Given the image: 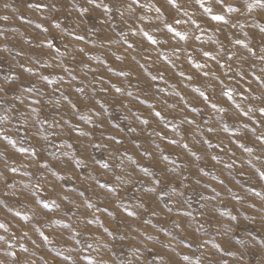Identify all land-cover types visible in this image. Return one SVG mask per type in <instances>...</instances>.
<instances>
[{
  "label": "rangeland",
  "instance_id": "1",
  "mask_svg": "<svg viewBox=\"0 0 264 264\" xmlns=\"http://www.w3.org/2000/svg\"><path fill=\"white\" fill-rule=\"evenodd\" d=\"M29 2L34 0H0V16H9L7 21L0 20V32L4 33L0 35V87L10 84L14 89L6 95L0 93V135L8 134L12 140L17 141V147L28 149L26 153H18L8 141L0 139V222L8 223L18 236L20 232L28 231V237L21 242L29 248V252L21 253L18 245L12 250L17 252L22 261L30 258L36 264H86L80 259L82 255H89L97 261L103 259L106 264H145V261L147 264H161L160 260L154 259L157 253L163 256L164 264H168L170 257L179 261L176 253L193 254V264L197 257L205 264H237L242 252L245 253L246 260L255 264L259 251H264V246L261 245V241H264V181L259 179L257 172V169L264 171V145L256 140L257 136L264 135V116L255 111L261 106V101L253 97L261 96L264 88L250 76L239 82L221 77L234 90L233 99L227 100L220 93L219 82L213 81L216 86L208 87L211 78H205L201 73L209 70L220 75L224 69H219L216 60L211 57L221 60L230 51L247 58L248 62L242 65L245 71L264 75L260 72L264 62L250 55L243 45L234 43L236 39H241L244 44L255 48L257 56L261 54L264 32L260 28L264 27V8L254 6L249 11L243 6L244 0H226L240 8V11L224 13L229 25L222 26L218 31L222 22L206 23L208 17L194 4V0H178V3L186 5L189 16L204 28L203 33H197L202 36L201 40L175 39L165 42L168 34L161 25L157 33L161 44L148 46L139 34L131 36L129 26L134 25L130 19L125 24L119 14H116L113 31L107 25L101 27L96 19L98 14H94L92 18H84L83 24L76 27L79 21L76 20L75 10L69 7L67 11L72 16L69 19L60 16L62 28L69 26L70 30L85 36L84 41H74L61 29L51 28L44 21L43 13L28 9L26 5ZM112 2L119 3V0ZM151 2L159 7L165 0ZM6 3L12 7L5 8ZM67 3L70 5L72 0H67ZM141 3H148V0H141ZM161 11L166 21L171 22L173 16L188 21L183 12L177 13L170 5L165 4ZM144 12L152 17L151 21L145 23H160L155 19L158 14L154 10L146 8ZM138 14L141 13L138 11L136 15ZM125 19H128L127 13ZM232 22H238L237 27L232 28ZM37 23L49 27V32L41 33L35 27ZM181 27L189 31L194 28L190 23H184ZM89 28L111 37H117V33L121 31L128 32L130 40L136 43V50H128L120 44L101 47V41L88 32ZM146 30L152 32L151 28ZM45 36L49 39L55 37L54 43L60 47L61 53L65 51L64 45L68 44L69 54L61 56L40 44ZM176 46L181 51L173 54L172 49ZM81 47L89 53L88 56L79 53L78 49ZM203 51H209L211 55L204 57ZM158 53H163L168 60L158 58ZM188 55L192 56V63L187 61ZM117 56L122 59H116ZM133 56L136 57L135 60L132 59ZM145 56L150 59L145 60ZM101 60L105 63L101 64ZM222 62H226V59ZM253 62L256 64L255 69L250 68ZM193 63H206L207 67L195 69ZM240 63L241 61H236L234 66ZM140 64H144L153 75L162 72L164 80L158 78L155 82L151 81L144 69L139 67ZM29 67L32 71L26 72L24 69ZM64 68H68L77 79L72 81L63 71ZM108 68L113 71L109 72ZM92 69L95 71H91ZM121 70L130 71V76H118L117 73ZM179 72H184L185 77L191 75L193 79L189 81L179 76ZM43 75L54 83L47 85L46 81L40 79ZM9 76L15 79H6ZM60 76H63V81L59 79ZM97 76L103 77L104 83L97 84V91L92 92ZM113 84L124 91L116 93L111 87ZM32 87L35 89L33 92L25 91ZM76 87H84L87 95L77 93ZM100 88L108 90L101 92ZM159 88H164L165 93L159 92ZM196 89L210 95V99L218 104V108H224L225 113L211 109ZM245 89L249 91L245 92ZM37 91L44 104L40 119L46 115L51 124L52 117H55L63 129L62 132L57 130L55 136L51 135L53 129L48 124L36 123V114L31 113V107L40 110V105H32V100L37 98ZM129 91L132 96L127 95ZM175 92L180 93L184 99L171 94ZM17 96L20 99H16ZM63 96L68 99H63ZM141 100L146 102L142 104ZM73 104L77 107L73 108ZM168 104L176 107L169 108ZM150 105L161 111L163 120L152 115ZM236 105L240 107L237 108ZM249 106L254 110L248 116L242 115ZM192 107H196L198 111L191 112ZM103 109H107L106 114H103ZM96 111H101L102 115L95 116ZM132 113L142 119H149V124H141ZM81 115H92L95 122L104 124V128L94 129L93 124L80 120ZM184 116L195 123H181ZM25 117L28 119L25 120ZM64 121L68 123L65 124ZM165 122H170L167 128ZM117 124L119 127H114ZM75 125L92 135L82 137L69 131ZM128 126L135 127L136 131L128 132ZM225 126L227 131L224 130ZM208 127H213L215 131L207 132ZM24 129H27V133ZM154 131H160L161 136L157 137ZM177 131L179 135L176 134ZM109 135H115L122 143L109 142ZM171 138L177 139L180 144L188 143L189 149H181L180 144L169 145L168 139ZM205 139L220 147H209L203 142ZM91 142L109 146L94 149ZM241 145L253 148V152H245ZM34 147L41 154L38 158L31 156ZM145 150L153 155L144 157L142 153ZM192 152L195 156L191 155ZM162 155H169L175 164L162 160ZM213 155L218 159L212 160ZM77 159H83L81 168L75 166ZM96 160H104L110 165L119 163L121 167L102 169L95 163ZM38 162L48 163V168L43 170L46 186L37 193V196L49 202L50 207L47 209L32 196V185L40 175L36 172ZM225 164L233 166L226 168ZM6 165L15 166L18 171L12 173ZM176 165L180 167L175 172L168 171ZM142 167H148L152 175L142 172ZM201 167L208 173L207 176L199 171ZM24 172L36 175H23ZM117 175L122 176V181L116 180ZM176 177L179 179L176 180ZM154 178L160 179L161 185H153L151 181ZM220 180L224 184H220ZM97 181L110 182V186L116 191L109 194L108 189H101ZM162 185H167V194L159 200L156 194L145 191L148 187H156L159 192ZM172 188H176V193L172 192ZM227 188H231L233 194L243 197V204L233 200ZM253 188L261 196H255L251 191ZM213 189L220 196L207 203L203 209L204 216H200L199 212L202 210L199 205L204 202L200 200V196H214ZM81 192L84 196L80 195ZM179 193L183 195H178ZM65 196L67 199H63ZM53 200L60 205L59 209L51 203ZM88 203L94 206L88 207ZM253 203L256 207L249 208L248 205ZM165 204L172 208L171 213L167 211ZM217 207L220 211H217ZM105 208L107 211H103ZM125 208L137 211V216L128 218ZM17 211L21 213V217L27 215L32 219L24 221L21 217H16ZM153 211L156 213L154 216ZM183 211H190L193 215L182 217ZM221 212L226 214L221 215ZM231 215H236L237 220L229 223ZM246 216L249 219H245ZM89 219L94 221L90 225L87 224ZM145 220L151 223L145 224ZM181 221L183 230L178 231L174 224ZM200 224H203L202 229ZM105 228L108 232H105ZM228 228L232 230L228 231ZM40 232L47 236L46 241L40 236ZM0 235L8 234L0 229ZM149 235L155 238L149 240ZM33 240L36 244L32 243ZM77 240L81 243L77 244ZM86 243L93 247L87 249ZM186 243H190L191 247L186 248ZM105 244L107 248L103 247ZM214 245H219L223 251ZM137 248L139 252H136ZM232 250H236L235 255H226V251ZM66 256L71 259L65 260ZM136 256L140 259L136 260ZM0 259L5 260V264H12V258H5L3 252H0Z\"/></svg>",
  "mask_w": 264,
  "mask_h": 264
},
{
  "label": "snow or ice",
  "instance_id": "2",
  "mask_svg": "<svg viewBox=\"0 0 264 264\" xmlns=\"http://www.w3.org/2000/svg\"><path fill=\"white\" fill-rule=\"evenodd\" d=\"M165 4L170 5L171 9H175L177 13L183 12V15L185 17H188V21H185L181 18H177L176 16L172 17L171 22L164 20V13L161 11V9L163 7H165ZM194 4L197 5L200 10H202L203 14L206 17H208V21L206 23L222 22V25L218 26V28H217L218 31L220 30V28L222 26L229 25V21L225 18L224 13H232V12H239L240 11V8L234 7L232 3L226 2V0H194ZM26 6L30 10H34L35 12L43 13L44 14V21L47 22L51 28L61 29L63 32L67 33L68 36L72 37V39L74 41H77V42L84 41L85 36L78 34L75 30H70L69 26H64L62 28V24L60 23V16L61 15H63L65 17V19L71 18L72 13L67 11V9L69 7H71L72 9L75 10L76 20L79 21V23L76 25V27H79L81 24H83L84 18H92L94 14H98L96 19L98 21V24L101 27L107 25L109 28H112L113 31H115V28L113 27V25L116 22L115 21V15L116 14H119L121 21H123V23H125V24H127L128 20L130 19V20H132V25H134V26H129V31L131 32V36L135 37L139 34L140 36L143 37L144 41L147 42L148 46H155V45L161 44V41L157 39V33L159 32L161 25L164 29L167 30V34H168L165 42H167V40H175V39H178L180 41L189 40V39L199 41V40H201L202 36L200 34H197V33H203L204 32V28L201 26V24L197 23L196 19H192L189 16L188 11L186 10V5L178 3V0H165V3H161L159 7L155 3H152L151 0H148V3H141V0H127L126 3L124 2V0H119V3H113L112 0H72V3L70 5L67 3V0H34V2L27 3ZM243 6L246 7L249 11H251V9L254 6L264 8V0H252L251 3L249 2V0H244ZM4 7L10 8L12 6L10 4L6 3L4 5ZM146 8L149 10H154V12L158 14V15H156L155 19L157 21H160L159 24L151 25L149 23H145L146 21L152 20V17L144 12V9H146ZM214 9H216V11H214ZM138 11L141 14L136 15V13ZM125 13L128 14V19H125ZM133 16H134V19H133ZM21 19H23V17H21ZM0 20L7 21V20H9V16H7V15L0 16ZM28 23H31V21H28ZM184 23H190L192 26H194V28L191 31L183 29L181 26ZM237 23L238 22H232L230 26L232 28H235V27H237ZM142 24L144 25V27H140V25H142ZM35 27H36V29H39L41 33L49 32V27H44L43 23H37L35 25ZM148 28L152 29L151 33L148 30H146ZM178 28L180 30H178ZM260 31L264 32V27H261ZM88 32L97 36V38L101 41V47H104V46H107L110 44H120L121 47L126 46V49H128V50H136V43L134 40H130V38L128 37V32L121 31V32L117 33V37H111V36L105 35L101 32H96L94 28H89ZM0 35H4V33L0 32ZM54 39H55V37H53L52 39H49L47 36H45L44 39L40 40L39 43L45 45L47 48L51 49L54 53H58L61 56H67L69 54V51H70L69 45L65 44L64 45L65 51L63 53H61L60 47L54 43ZM28 43H31V41H28ZM234 43L237 45H243V47L247 49V52L250 55L256 56L257 60L264 62V48H261V54L257 56L255 48L251 47L247 44H244L241 39H236L234 41ZM144 50L146 51V49H144ZM78 51H79V53L83 54L84 56L89 55V53L86 52L85 49L82 47L79 48ZM172 51H173V54H178V53H180L181 49L179 46H176L172 49ZM210 55H211V53L209 51H203L204 57H209ZM144 58H145V60L150 59V57H148V56H145ZM158 58L168 60V58L166 56H164L163 53H158ZM179 58H180L179 55H177V59H179ZM211 58L213 60H216L218 68L224 69V71L222 73H220V75H218L217 72L205 70V71H202L201 75L205 78H209V77L211 78L209 81L208 87L214 88L216 85H214L212 82L218 81L219 85L221 86L220 93L223 97H226L227 100L233 99V91L234 90L232 87H229L228 85H226L225 80L222 79L221 77H225L229 81L236 80L237 82H239L241 80H245L247 77L250 76L252 79H255L256 81L259 82L261 88H264V75H257L254 71L248 72V71L244 70L242 65H243V63L248 62L246 57L239 56V55L229 51V52L225 53V58H222L221 60H217L216 57H211ZM116 59L119 60V59H122V57L117 56ZM132 59L135 60L136 57L133 56ZM225 59H226V62H222ZM187 61L189 63H192V56L191 55L187 56ZM236 61H241V63L236 64L234 66V62H236ZM81 63H83V61H81ZM104 63H105V61L101 60V64H104ZM169 63H171V61H169ZM21 67H23V65H21ZM84 67H87V64H84ZM139 67L141 69H144L145 73L147 74V76L150 77L151 81L155 82V81H157L158 78L160 80H164V74L162 72L157 73L156 75H153L150 71H148V69L145 68L144 64H140ZM193 67L195 69H205L207 67V64L206 63H193ZM255 67H256V64L254 62L250 64L251 69H255ZM24 70L26 72H31L32 68H30V67L25 68ZM63 71L71 77L72 81H75L77 79V76L73 75L69 71L68 68H64ZM91 71L94 72L95 70L92 69ZM108 71L111 72V71H113V69L108 68ZM260 72L262 74H264V67H262L260 69ZM130 74H131L130 71H123V70H121L117 73L118 76H123V77H129ZM178 75L181 77H185L184 72H179ZM185 78L189 81H191L193 79V77L191 75H188ZM6 79L14 80L15 78L12 76H9V77H6ZM40 79L46 81L47 85H52L54 83V81L52 79H49V77L46 75L41 76ZM59 79L61 81H63V76H60ZM103 83H104L103 77L97 76L95 78V81L93 82L92 92L97 91V87H96L97 84H103ZM153 86L155 87V85H153ZM111 87L115 90L116 93H122L124 91V89H122L121 87H116L115 84H113ZM10 90H14L13 86L10 84L0 87V93H3L5 95ZM34 90H35L34 87L25 89V91L28 93H31ZM99 90L101 92H106L108 89L107 88H100ZM75 91L77 93H81L82 95H87L84 87H76ZM158 91L161 93H165L164 88H159ZM196 91L199 92V96L203 98V100L206 102V104L211 109L218 110L221 113H225V109L222 107L218 108V104L216 102H213L210 99V95H206L204 91H199V89H196ZM244 91L247 92V91H249V89H245ZM171 94L176 95V96H180V93H178V92L171 93ZM127 95L132 96V92L129 91L127 93ZM166 95H168V93H166ZM136 98L139 99V97H136ZM244 98L248 99L247 96H245ZM16 99H20V97L17 96ZM63 99L67 100L68 97L63 96ZM180 99L183 100L184 98L182 96H180ZM253 99L261 101V106L256 108L255 111H257L261 116H264V93H262L261 96H259V97L254 96ZM140 102L143 104L146 101L141 100ZM165 103L167 104V100H165ZM32 105H40L39 111L36 107H31V113L36 114L35 115L36 123L48 124L49 128L53 129V132L51 133V135H53V136L57 135V130L60 132L63 131V129L60 128L59 121H57L55 117H52V123L51 124H49V118L46 115L44 116L43 119H40V111H42L44 104L42 103L41 99H39V92L38 91H37V98L32 100ZM72 107L76 108L77 105L73 104ZM149 107L152 108L151 105ZM168 107L174 108V107H176V105L168 104ZM236 107L239 108L240 106L236 105ZM253 110L254 109L251 106H249L248 110L244 111L242 113V115L248 116L249 113L252 112ZM90 111H91V109H90ZM102 111H103V114L107 113V109H103ZM197 111H198V109L196 107L191 108V112H197ZM94 115L99 117L102 115V112L96 111V112H94ZM132 115L135 117L136 120H139L141 124H143V125L149 124V119H147V118L142 119L141 117L136 116L135 113H132ZM152 115L154 117H157V118H160L161 120H163L161 111H158L155 108H152ZM27 119H28V117H25V120H27ZM125 119H127V117H125ZM173 119H175V117H173ZM80 120L84 121L85 123L93 124L94 129H103L104 128V124L101 122H95L93 120L92 115H87V116L81 115ZM64 123L67 124L68 121H64ZM169 123L170 122H165L166 128L169 126ZM181 123H187V124L191 125V124H194L195 121L188 119L187 116H184V118L181 120ZM205 123H207V121H205ZM114 127L118 128L119 125L118 124L114 125ZM244 127H247V125H244ZM127 130H128V132H135L136 128L133 126H128ZM173 130L174 131L176 130L174 125H173ZM224 130L227 131L226 126H225ZM24 131H25V133H27V129H24ZM69 131L76 132L78 134V136H82V137H88V136L92 135L91 132L81 131L79 129V125L73 126L71 129H69ZM193 131H195V129H193ZM214 131H215V129L213 127L207 128V132H209V133H212ZM154 134L157 137L161 136L160 131H154ZM176 134L179 135V132L177 131ZM101 135H103V132H101ZM0 139L8 141L12 145V147L16 148V151L18 153L28 152V149L26 147H23V146L17 147V141L12 140L10 135H8V134L0 135ZM21 139H23L22 136H21ZM107 139L109 142L115 141L116 144L122 143V141L120 139H117V137L115 135H109L107 137ZM256 140L259 141L260 144L264 145V135L257 136ZM203 142L205 144H208L209 147H220L219 144L212 145L211 143H209V141L207 139H205ZM168 144L169 145H177V144H180V142L175 138H171V139H168ZM108 146H109L108 144L91 142V147L94 149H100L102 147L108 148ZM180 147H181V149H189V144L183 143V144H180ZM241 147H243L245 152H248V153L253 152V148H251V147H245L244 145H241ZM40 155L41 154L38 153L34 147L33 151L31 152V156L38 158ZM50 155H54V153H50ZM142 155L144 157H148V156L153 155V153H151L148 150H145L142 153ZM191 155L195 156V153L192 152ZM197 158L199 159V157H197ZM161 159L164 161H168L170 164H175V161L170 160L169 155H162ZM211 159L217 160L218 157L216 155H213V156H211ZM257 159H259V157H257ZM74 163H75V166L77 168H81L83 165V159H77V160H75ZM95 163L99 164L102 169H109L112 166H114L115 168L121 167V164H119V163H116L114 165H110L109 162H105L104 160H96ZM133 163H136V161H133ZM234 163H235V161H233V164ZM233 164H225V167L231 168L233 166ZM27 166L28 165H25V167H27ZM6 167H8V170L12 173H15L18 171V168L15 166H7L6 165ZM137 167H140V165L137 164ZM179 167H180V165H176V167H174V168H169L168 171L169 172H175L176 168H179ZM47 168H48V163L38 162L36 172L40 173V175L37 176L36 182L32 185V188L34 189V191H32V196L36 199V202L42 204L43 208H45V209L49 208L50 204L48 201L43 200L39 196H37V193L42 191L46 186V183H45V180L43 177V170L47 169ZM140 170L149 176L152 175V173L149 171L148 167H142ZM199 171L201 173H203V175H205V176L208 175V173L202 167L199 169ZM257 172H258L259 179L264 181V171L257 169ZM53 174L55 175V173H53ZM23 175H36V173L24 172ZM122 179L123 178L121 175L116 176L117 181H122ZM175 179L178 180L179 177H176ZM214 179H215V177H214ZM96 183L99 185V187L101 189H108L109 194L116 191L115 188H112L110 186V182L106 181L104 183H101L100 181H97ZM151 183L153 185H161V180L154 178L151 181ZM237 183H239V182H237ZM220 184H224V181L220 180ZM6 186H10V185H6ZM166 187H167V185H162L159 189V192L157 191L156 187H148L145 189V191L149 192V193L156 194L157 199L159 200L161 197H163L165 194H167L165 192ZM251 191L254 192L255 196H258V197L261 196V193L255 192L254 188L251 189ZM172 192L176 193V188H172ZM213 192H215V189H213ZM227 192L232 196L233 200L240 201L243 204V202H244L243 197L233 194L231 188H227ZM80 195L84 196V193L81 192ZM178 195H183V193H179ZM219 196H220L219 192H215L214 196L201 195L200 200L204 201V202L200 203V205H199L200 209L202 210L199 212V215L204 216L203 209L206 208L207 203H210L211 201L216 200V198ZM63 199H67V196L63 197ZM262 199H264V198H262ZM51 203L55 204L57 209L60 208V205L56 204L55 200L51 201ZM93 206L94 205H92L91 203H88V207H93ZM248 206H249V208L256 207V205L254 203L249 204ZM140 207H143V205H140ZM165 207L167 208V211L169 213L172 212V208L169 207L168 204H165ZM262 210H264V208H262ZM9 211H11V209H9ZM103 211H107V208L103 209ZM124 211L127 213L128 218H132V217L137 216V211H135V210H129V209L125 208ZM217 211H220V209L218 207H217ZM111 214L112 213H109V215H111ZM225 214L226 213L221 212V215H225ZM152 215L153 216L156 215L155 211L152 212ZM181 215H182V217H190L193 215V213L190 211H183ZM15 216L21 217V213L19 211H17L15 213ZM21 218L24 221H29L32 219L31 217H29L27 215H24ZM245 219H249V217L246 216ZM253 219H254V217H253ZM236 220H237V216L231 215L229 223H231V221H236ZM93 222H94L93 219H89L87 221V224L90 225ZM144 223L148 224V223H151V221L145 220ZM217 223H219L218 219H217ZM21 227H24V226L22 225ZM174 227L178 231H182L183 230L182 229V221L179 223H175ZM199 227L202 229L203 224H200ZM0 229H2L4 231V233L8 234L7 236L0 235V252L5 253V258L11 257L12 258V264H36V261L33 259H30V258H26L25 260L22 261L20 259L19 255L17 254V252L12 250L18 245L21 253H28L29 252V248L26 247L25 244L21 242V241L25 240V238L28 237V231L27 230L20 232V234L18 236L16 230L12 229L11 226L6 222H0ZM104 230H105V232H108L107 228H105ZM231 230H232L231 228H228V231H231ZM36 231H39V229H36ZM111 234L112 233H109V235H111ZM168 234L172 235V233H168ZM76 235H79V233H76ZM40 236L43 237V239L45 241L47 240V236H45V234L43 232H40ZM154 238L155 237H153L151 235L148 236L149 240H153ZM76 242H77V244L81 243L80 240H77ZM32 243L36 244V241L33 240ZM240 243L243 244V241H240ZM261 245L264 246V241H261ZM37 247H39V246H37ZM92 247H93L92 244L86 243L87 249H91ZM103 247L107 248V244L103 245ZM185 247L186 248L191 247V244L186 243ZM214 247H216L218 250L223 251V249H220L219 245H214ZM201 248H203V245H201ZM148 251L151 252V249H149ZM173 251H175V249H173ZM136 252H139V248L136 249ZM235 254H236V250L226 251V255H228V256H233ZM33 255H34V253H33ZM57 255H59V253H57ZM176 255L179 256V261L175 260V258L170 257L168 260V264H185V262H187V264H193V261L191 258L193 254L180 255V253H176ZM41 259H43V257H41ZM64 259L69 260V259H71V257L66 256ZM80 259L82 261L86 262V264H106V261H104L103 259H101L100 261H97V260H94L89 255H82L80 257ZM135 259L139 260L140 257L136 256ZM154 259L160 260L161 264H164L163 256L161 254L157 253L156 256L154 257ZM0 264H5V260L0 259ZM121 264H123V262H121ZM129 264H131V262H129ZM145 264H147V261H145ZM195 264H205V262L202 261L200 257H197ZM221 264H223V262H221ZM237 264H251V262L245 259V253L242 252V253H240V258L237 261ZM255 264H264V251H259V254H258V257L255 261Z\"/></svg>",
  "mask_w": 264,
  "mask_h": 264
}]
</instances>
